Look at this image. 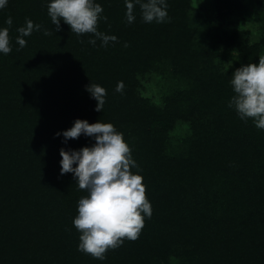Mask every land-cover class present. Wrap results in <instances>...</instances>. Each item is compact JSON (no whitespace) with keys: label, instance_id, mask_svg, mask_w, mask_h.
I'll list each match as a JSON object with an SVG mask.
<instances>
[{"label":"trees","instance_id":"obj_1","mask_svg":"<svg viewBox=\"0 0 264 264\" xmlns=\"http://www.w3.org/2000/svg\"><path fill=\"white\" fill-rule=\"evenodd\" d=\"M50 2L0 9L12 48L0 53V264H264V130L228 107L232 73L264 55V0H165L163 23H146L138 4L128 23L125 0H94L107 17L98 31L117 37L107 47L63 20L55 31ZM29 19L42 27L20 48ZM91 83L106 89L101 112ZM77 119L123 133L152 206L139 238L104 260L78 251L87 193L60 172L61 148L95 143L65 142Z\"/></svg>","mask_w":264,"mask_h":264},{"label":"clouds","instance_id":"obj_2","mask_svg":"<svg viewBox=\"0 0 264 264\" xmlns=\"http://www.w3.org/2000/svg\"><path fill=\"white\" fill-rule=\"evenodd\" d=\"M136 4L140 6L146 23L170 20L165 0H125L128 23L135 19ZM6 6L7 0H0V9ZM47 12L52 24L56 25L55 31L61 30L63 20L78 36L94 35L96 39L88 41L93 46L97 39L102 42V47L117 42L116 36L98 31L99 21L101 18L107 21V17H101L103 8L94 0H51ZM6 23L10 27L12 18L9 17ZM41 27L30 19L26 20V25L17 29L16 42L20 48L27 43L23 37L40 31ZM44 35H52V32L45 29ZM128 46L124 45L125 48ZM11 51L9 28L0 29V53L7 55ZM230 84L234 95L228 107L234 108L241 120L252 119L258 129L264 130V55L259 57L258 64L248 63L236 68ZM123 89V82H119L116 91L122 92ZM86 90L97 101L95 110L101 112L106 102V89L91 83ZM62 135L65 142L81 135L95 140L91 147H82L78 151L61 148L60 172L61 175L73 173L79 190L87 193L79 199L78 215L73 220L80 233L78 251L104 260L106 253L122 246L125 239L137 240L145 226V217L151 218L152 206L146 196L143 177L132 172V168L138 166L131 148L123 133L118 132L113 124L100 121L89 124L87 120L77 119Z\"/></svg>","mask_w":264,"mask_h":264},{"label":"rangeland","instance_id":"obj_3","mask_svg":"<svg viewBox=\"0 0 264 264\" xmlns=\"http://www.w3.org/2000/svg\"><path fill=\"white\" fill-rule=\"evenodd\" d=\"M246 26L250 29V30H253V26H251V23L250 22H248L247 21V23H246ZM153 83H155V82H153ZM145 93L147 94V95H152V96H155L154 98L157 100L158 99V97H159V95H158V92H157V88H156V85L154 84H152V82H150V83H146L145 84Z\"/></svg>","mask_w":264,"mask_h":264}]
</instances>
